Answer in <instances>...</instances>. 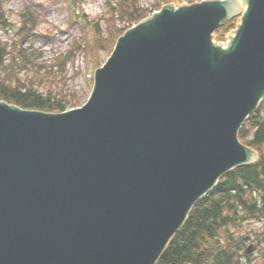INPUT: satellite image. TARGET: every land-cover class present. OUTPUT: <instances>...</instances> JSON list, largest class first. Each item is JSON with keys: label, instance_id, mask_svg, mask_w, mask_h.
<instances>
[{"label": "water", "instance_id": "obj_1", "mask_svg": "<svg viewBox=\"0 0 264 264\" xmlns=\"http://www.w3.org/2000/svg\"><path fill=\"white\" fill-rule=\"evenodd\" d=\"M242 3L227 49L213 34L239 0L166 6L119 39L84 107L0 102V264H157L258 160L238 132L264 99V0Z\"/></svg>", "mask_w": 264, "mask_h": 264}, {"label": "trees", "instance_id": "obj_2", "mask_svg": "<svg viewBox=\"0 0 264 264\" xmlns=\"http://www.w3.org/2000/svg\"><path fill=\"white\" fill-rule=\"evenodd\" d=\"M137 0H132L131 4ZM167 1V0H166ZM165 1V3H166ZM6 0H0V29L12 31L14 25L11 15L5 7ZM134 13V10L128 11ZM24 15V14H23ZM36 14L30 12L24 17L22 28L25 39L32 37L37 24ZM148 10H140L129 16L130 21L148 17ZM238 20L225 23L219 30V39L225 32L235 29ZM90 46L88 52L95 57V67L99 66L100 54H110L118 37L122 34L113 26L105 36L101 26L91 24ZM9 44L0 39V100L15 104L21 108L49 113L64 112L78 102L76 96L61 97L52 90L41 91L34 85L35 79L22 80L15 65L7 68L10 55ZM24 54L26 61L33 55ZM68 53L60 67L65 69L72 59ZM29 62L25 67H29ZM58 66V65H57ZM4 70V73H3ZM77 98V100H76ZM264 105L254 113L248 124L241 130L240 138L260 153L257 164L242 167L228 173L218 186L201 200L190 214L189 220L170 244L158 264H250L253 262L246 254L250 240L244 232V226L257 220H264ZM252 131V132H251ZM251 134L252 137H251ZM251 137V139H250ZM261 243V240L258 239ZM257 244L264 264V247Z\"/></svg>", "mask_w": 264, "mask_h": 264}, {"label": "rangeland", "instance_id": "obj_3", "mask_svg": "<svg viewBox=\"0 0 264 264\" xmlns=\"http://www.w3.org/2000/svg\"><path fill=\"white\" fill-rule=\"evenodd\" d=\"M108 1L115 4L120 0H77L74 4V11L71 8L68 0H7L6 10L11 14V21L18 23L20 21V12L26 10L27 5L34 6L37 9V31L39 34H46L50 36V39L34 38L30 43H34L33 47L36 51L30 57L28 62L29 67H20L19 77L28 81V78H34V85L38 87L42 92L45 90H52L54 94L61 97H69V101L73 100L71 94L75 92L77 97H80L77 103L74 104V108L84 105L89 98L91 91L92 72L94 71L93 60H88L87 55L84 52L78 54V59L73 64H69L62 69L58 65L60 56H63L70 49H75L77 45V39L88 40L87 31L81 22L79 15L83 14L85 19L97 20L99 17L102 21V17L109 16L107 13ZM137 0L131 4L132 0L125 2L122 9L119 12L118 17L113 21V26L119 32L125 28L140 22L130 21L129 16L135 15L140 10H148L151 14L157 12L161 7L173 3L176 7L181 4H191L192 2H200L202 0ZM210 1V0H208ZM134 10V13L128 11ZM75 17V19H73ZM143 18L142 20L146 19ZM104 35L109 27L107 22L102 21L100 23ZM13 32H0V37L3 39L12 36V42L18 41L20 43L19 36L12 35ZM20 48L15 50L16 58L22 60L23 53L31 54L32 48L29 47L27 41L19 44ZM102 49L101 54L103 57L101 63H105L108 56L104 54ZM12 59V58H11ZM20 61V63H21ZM22 65V63H21ZM57 67H53L56 66ZM9 67V63H8ZM77 100V98H76ZM243 234H257L264 232V222H251L244 226ZM253 255V254H252ZM253 262L250 264H263L262 255L259 250L255 251L252 256Z\"/></svg>", "mask_w": 264, "mask_h": 264}]
</instances>
